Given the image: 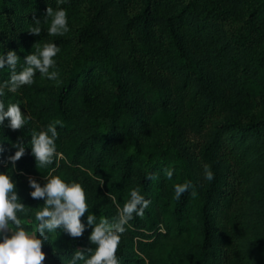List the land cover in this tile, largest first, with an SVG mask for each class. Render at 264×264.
Segmentation results:
<instances>
[{"label": "trees", "instance_id": "1", "mask_svg": "<svg viewBox=\"0 0 264 264\" xmlns=\"http://www.w3.org/2000/svg\"><path fill=\"white\" fill-rule=\"evenodd\" d=\"M9 1L0 0V52L13 49L19 60L0 69V81L45 42L59 46L49 68L58 76L37 70L17 89L34 124L0 123V171L17 180L62 168L65 181L80 179L85 192L94 181L110 203L82 214L79 236L57 226L55 241L38 230L35 214L9 221L12 231L23 227L43 241L42 264H84L96 247L92 227L105 217L115 225L133 188L151 202L124 232L196 240L155 264H264V0H19L27 9L81 14L76 27L54 35ZM65 49L74 51L67 59ZM49 124L63 156L41 165L31 140ZM161 129L163 137L144 138ZM18 144L25 151L13 162ZM185 181L191 186L175 198L174 185ZM131 247V238L118 244L120 264H138Z\"/></svg>", "mask_w": 264, "mask_h": 264}, {"label": "clouds", "instance_id": "2", "mask_svg": "<svg viewBox=\"0 0 264 264\" xmlns=\"http://www.w3.org/2000/svg\"><path fill=\"white\" fill-rule=\"evenodd\" d=\"M45 17L47 20L50 19L47 28L49 34H63L69 30L66 9L53 10L51 6H48L45 9ZM28 30L33 34H39L41 32L39 22L30 26ZM58 51L59 46L55 42H45L42 47L38 46L34 52L27 54L24 57L25 66L22 70L12 71L8 81H0V95H3L5 85H7L8 91L14 92L22 85L31 84L37 70L49 78H56L58 72L49 71V68L55 65L54 57ZM18 60L19 57L13 49H9L6 53L0 52V69L5 66L15 69ZM5 118H7V125L12 129L20 128L28 119L21 111L20 104L13 102L6 107L0 100V123H3ZM57 135L55 124H49L46 129H41L32 136L31 152L41 165L50 161L53 153L63 156V153L57 151ZM24 151V146L18 144L16 151L8 159L15 162ZM205 169L206 178L211 180L214 173L208 170L207 165H205ZM165 175L171 178L173 169H166ZM98 182L103 183L100 177H98ZM29 184L31 185L30 195L33 198L43 197L46 205L35 213L36 219L40 221L37 228L41 234L45 228L53 230L60 225H63V229L71 236H79L82 233L85 224L81 222L80 217L89 205L86 203L84 188L79 182H67L59 175H50L43 185L34 179H30ZM190 186L191 181L176 183L174 185L175 198L179 199ZM13 188L14 183L9 175L5 171H0V264H42L45 252L42 250L43 241L40 238L23 227H17L11 235L3 231L6 228H11L9 221L15 225L21 224L16 210L22 208L23 205L17 201V195ZM112 199L115 200V195L112 196ZM150 202V199H146L138 189L133 188L130 192V199L119 209V220L115 225L109 226L106 217L95 223L89 233V239L96 247L91 250V254L84 260V264H120L116 250L120 234L125 231L124 224L131 219L133 212L143 216L145 208ZM96 219L93 214L87 216L88 224H92ZM164 230L161 225V231ZM75 256L82 257L83 253L77 251ZM144 259L147 264L148 258L144 257ZM69 264H73V262H69Z\"/></svg>", "mask_w": 264, "mask_h": 264}, {"label": "rangeland", "instance_id": "3", "mask_svg": "<svg viewBox=\"0 0 264 264\" xmlns=\"http://www.w3.org/2000/svg\"><path fill=\"white\" fill-rule=\"evenodd\" d=\"M12 4L13 8H16L20 10L21 12L32 14L36 17V19L39 20L40 24L44 27L48 28V25L50 23V19L47 20L45 17V12L37 11L36 9H27L26 4L19 0H10L9 5ZM67 15V22L68 25L72 27H76L82 17L80 13H71L66 14ZM74 51L71 49H65L63 51V57L64 59H67L71 56V54ZM0 100H2L7 107L9 103H18L20 104L21 111L28 117L26 120V123L22 125L29 126L34 124L32 121L30 115H29V105L26 103V101L23 99L21 93L16 90L14 92L8 91L7 87L3 88V95H0ZM7 121V118H5ZM33 122V123H32ZM164 130H149L145 133L144 138H146L148 141L157 138V137H163L164 136ZM60 157V156H59ZM50 175H59L62 179L66 177L64 169H52L48 172L46 176H33V175H27L24 174V177L19 178L17 180L11 179L14 183L13 191L16 192L17 195V201L23 205L22 208L17 209L16 212L20 216L24 217H31L33 216L36 211L40 210L41 208L45 207V202L43 197H36L33 198L30 195L31 191V185L29 184L30 179L36 180L39 184L43 185L46 183L48 177ZM77 182H80L79 180H75ZM89 188L85 192V199L86 203L89 205L88 208H99L103 206H109V200L104 196L105 194L99 189L96 188V184L94 181L89 180ZM101 186V185H100ZM114 203V200L111 199L110 202ZM161 230V229H160ZM6 234L11 235L12 230L9 228H6L3 230ZM164 232V231H161ZM34 236L37 237L36 232H31ZM48 235L52 239V241H55L57 239V234L55 229L48 230ZM90 233V232H89ZM131 238L132 240V247L129 250L130 254L135 258V260H138V264H146V261L144 257L148 258L147 264H155L162 258H165L168 256L169 253H172L174 251H178L180 249H184L189 245V241L195 242L193 236H184L181 239H173L168 237H160L157 240L153 241L154 238H150L148 240H142L138 236L131 235L130 233L124 232L120 234V241L119 243H122L125 239ZM78 248L82 249L83 246L79 245ZM73 264H82L81 262H78L76 260H72ZM134 264H137V262H134Z\"/></svg>", "mask_w": 264, "mask_h": 264}]
</instances>
